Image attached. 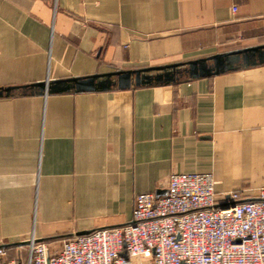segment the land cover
Returning a JSON list of instances; mask_svg holds the SVG:
<instances>
[{
    "label": "crops",
    "instance_id": "1",
    "mask_svg": "<svg viewBox=\"0 0 264 264\" xmlns=\"http://www.w3.org/2000/svg\"><path fill=\"white\" fill-rule=\"evenodd\" d=\"M264 45V0H0V89ZM173 173L264 185V65L176 85L0 98V245L132 219ZM133 264H154L152 255Z\"/></svg>",
    "mask_w": 264,
    "mask_h": 264
},
{
    "label": "built area",
    "instance_id": "2",
    "mask_svg": "<svg viewBox=\"0 0 264 264\" xmlns=\"http://www.w3.org/2000/svg\"><path fill=\"white\" fill-rule=\"evenodd\" d=\"M211 173H173L162 195L135 196L132 219L65 239L52 250L32 237L0 264H264V185L217 195Z\"/></svg>",
    "mask_w": 264,
    "mask_h": 264
},
{
    "label": "water",
    "instance_id": "3",
    "mask_svg": "<svg viewBox=\"0 0 264 264\" xmlns=\"http://www.w3.org/2000/svg\"><path fill=\"white\" fill-rule=\"evenodd\" d=\"M263 65L264 45H261L159 67L119 70L82 78L2 88L0 89V98L13 97L19 91L22 94L53 95L72 92H105L115 89L126 91L145 87L176 85ZM164 192H160L158 195H162ZM89 233L81 232L76 235L83 236ZM20 244L25 245L26 243Z\"/></svg>",
    "mask_w": 264,
    "mask_h": 264
}]
</instances>
